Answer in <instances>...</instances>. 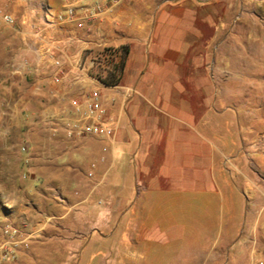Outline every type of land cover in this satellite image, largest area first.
Here are the masks:
<instances>
[{
	"label": "crops",
	"instance_id": "obj_1",
	"mask_svg": "<svg viewBox=\"0 0 264 264\" xmlns=\"http://www.w3.org/2000/svg\"><path fill=\"white\" fill-rule=\"evenodd\" d=\"M219 2L242 12L264 7V0H119L95 12L103 0H0L15 19L0 25V72L30 78L29 104L44 108L40 120L57 125L30 131L31 204L12 194L14 207L4 212L3 221L21 232L19 260L37 261L46 233L72 219L83 233L96 229L103 204L110 217L130 219L143 249L177 247L204 231L223 244L234 199L237 242L228 262L264 263V155L254 149L260 144L253 140L245 151L241 143L242 154L231 157L228 137L242 135L243 126L237 118L235 128L228 121L214 127L227 112L214 97L211 74ZM68 6L74 17L56 21ZM92 92L102 112L85 119ZM86 122L109 126L111 137L67 136L66 124ZM20 167L7 161L0 171L8 197ZM92 240L71 239L82 241V253Z\"/></svg>",
	"mask_w": 264,
	"mask_h": 264
},
{
	"label": "rangeland",
	"instance_id": "obj_2",
	"mask_svg": "<svg viewBox=\"0 0 264 264\" xmlns=\"http://www.w3.org/2000/svg\"><path fill=\"white\" fill-rule=\"evenodd\" d=\"M214 21L219 26L213 42L215 50L211 74L214 97L227 110L223 119H215L217 125L214 127L220 128L221 121H228L230 128H235L238 118L244 132L239 136L235 131L231 132L232 135L228 137L229 155L242 154L241 151L238 153L241 143L245 151H251L249 146H252L253 140L260 144V147L257 145L254 148L255 151L264 155V7H250L242 12L237 6L227 8L219 2L214 7ZM7 75L0 72V171L7 161L10 165L20 161L21 167L13 173L10 190L14 193L10 192L9 197L3 193L0 183V222L3 221L4 212L14 207L9 201L13 195H23L25 205L31 204L30 198L36 186L28 170L30 131L57 126L55 121L40 120L37 111H43L44 108L34 109L29 104L27 83H31V79H13ZM10 83H24V86H10ZM245 204L246 209L253 206L248 200ZM237 208L238 201L230 199L228 242L220 244L222 242H217L212 233L204 231L198 232L195 240L177 247L148 250L139 245V240L136 242L130 219L110 217L103 204L101 222L96 229L83 233L77 230L76 219H72L63 224L61 231L46 233L43 240L47 239V242L40 247L41 256L37 261L27 258L21 261L16 254L13 261L3 264H236L228 262L227 256L236 250L237 233L233 229L238 226ZM250 223L249 217H246V224ZM83 237L86 240L93 239L92 246L85 253H82V241H71ZM254 264L264 263L257 261Z\"/></svg>",
	"mask_w": 264,
	"mask_h": 264
},
{
	"label": "built area",
	"instance_id": "obj_3",
	"mask_svg": "<svg viewBox=\"0 0 264 264\" xmlns=\"http://www.w3.org/2000/svg\"><path fill=\"white\" fill-rule=\"evenodd\" d=\"M69 2L70 0H64ZM84 5H88L90 0H80ZM119 0H103V3H95L94 11L101 12L103 10L110 9L116 5ZM75 15L74 8L68 6L65 11V15L56 16V21L60 22L64 19H72ZM14 25L15 19L3 12L0 9V25ZM54 65L58 67L60 65L59 60H54ZM75 112H80V107L76 102L73 103ZM85 119H95L99 113L102 112L101 104L99 101V95L97 92H92L90 97L85 101ZM65 128L67 129V136L69 138H79L83 136H95V137H106L110 138L112 135V129L109 126H105L101 123H82L81 125H70L66 124ZM88 176H91L88 174ZM21 232L15 228L8 221L0 222V264L5 262L13 261L16 257L19 241H20Z\"/></svg>",
	"mask_w": 264,
	"mask_h": 264
}]
</instances>
